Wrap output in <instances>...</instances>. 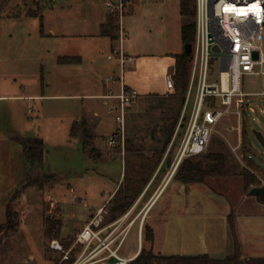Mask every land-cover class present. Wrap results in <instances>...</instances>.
<instances>
[{
	"label": "rangeland",
	"instance_id": "obj_1",
	"mask_svg": "<svg viewBox=\"0 0 264 264\" xmlns=\"http://www.w3.org/2000/svg\"><path fill=\"white\" fill-rule=\"evenodd\" d=\"M140 1L129 0L127 13L131 8H135ZM13 2L14 0H0V14L3 15L4 11L10 9ZM44 2L46 0H35L33 3L26 2L25 5L29 8H37L36 4H38V7L42 9ZM164 9L165 19L164 21L160 19L158 23L160 29H156L148 18L146 21L144 20L148 27L147 34L133 32L132 36L130 35V39L134 40L142 51L146 50L154 55H162L174 52L181 42V25L179 23L183 22L182 25H184L192 18L183 17L178 12L177 3L174 0H169ZM137 16H139V20L142 18L140 14ZM193 19L195 20V16ZM34 21L37 25L32 24L31 21L0 17V96L41 93L40 88H44L48 95L53 93L85 95L104 89L106 77L109 75L106 68L92 70L89 65L73 69L59 66L56 41L51 37H41L40 21L38 22L37 19ZM166 24H168L167 28ZM115 32L117 35V30ZM126 39L125 30V41ZM101 60L106 63L105 56L101 57ZM211 81L218 80L210 79ZM86 83L96 85V88L93 85H86ZM245 85L246 91L260 90L262 79L255 76L247 77ZM94 89L95 91H93ZM194 94L195 90L191 104ZM179 101L180 97L176 93L139 97L128 112V116L133 114L127 117L125 136L127 150L134 148L141 150V148L152 146L159 148L167 145L169 147ZM95 110L100 114L98 121L103 123L102 127L88 131V135L83 139L72 138L70 133L74 121L82 119L83 116L86 117L88 123L92 120L96 121L94 119ZM243 121L239 128L236 114L229 113L221 123L218 133L214 136L206 152L198 157L188 159L195 162H206L205 158L208 155L225 154L230 172L224 176L207 177L204 188L206 191H215L220 195L221 200L227 198L230 202L241 199L242 194L239 191L242 190V186L245 193L249 195L251 189L254 188L246 190L240 175L244 168L249 167L243 158L245 124L252 143L254 160L260 162L262 167V173H257V177L261 186H264V147L252 132L253 128L263 130L264 118L261 119V125L253 122L248 116L245 120L243 118ZM116 129L114 114L102 105L101 100H91L83 96L41 98L30 101L14 100L9 97L0 98V224L6 222L8 202L19 214L18 226H25L37 238V241L43 234L45 216L62 220L63 225L59 236L62 241L72 238L90 217L89 214L91 212L95 214L100 207L107 206L104 223L113 221L116 218L114 210L117 211L122 206L120 203L117 207L115 200L109 204L107 198L116 187L121 172L123 171L121 180V184H123L120 187L123 190L138 192L145 183L144 178L148 171L152 168L149 163H140L136 170L139 173V180L136 185L132 184V164L128 163L123 168L121 151L107 144L108 137L115 133ZM240 135H242V144L235 151ZM28 137H36L44 141L43 169L33 170L31 174L34 177L41 176L43 181L41 186L28 187L13 198V195L26 182L24 146L20 140ZM177 147L178 140L175 141L170 151L171 160L174 159ZM259 159L262 160L259 161ZM182 167L183 163L180 165V169ZM182 171L183 169L179 170V172ZM168 185L169 183L150 208L152 211L148 222L151 221L152 216L158 217L159 214H163V208L169 203V196L178 191V177ZM179 191L186 194L183 189ZM188 192L189 198L180 199L176 196L175 200H180L173 202V205L178 207L179 203L187 204L186 209L194 211L199 209V203H206L202 195L198 197L199 203L191 197L203 193L198 188L192 191L189 187ZM193 203H197L196 209L192 207ZM52 204L53 206H51ZM175 207L173 208L176 210ZM237 211V209L232 211L234 217ZM258 214L259 212L252 213V215H256L253 216L256 217L253 226L261 231L260 235L263 236L264 216ZM174 220L176 219L171 217L169 219L167 216L160 217L158 241L153 249L155 254L165 255L158 253L159 250L164 253L168 250H184L186 249L184 244H191L190 241L196 240V237L191 238L189 233L178 232L179 230L173 224ZM137 228L136 224L124 244L122 253L128 254L137 249ZM146 230L145 227L143 248L150 250L153 246L146 241ZM27 235L26 233L13 232L3 233L0 236V264H38L40 262L57 264L60 256L50 250L49 240L45 239L41 242L38 252L32 245L28 247L27 242L24 241ZM242 260L247 261L246 258H242Z\"/></svg>",
	"mask_w": 264,
	"mask_h": 264
},
{
	"label": "crops",
	"instance_id": "obj_2",
	"mask_svg": "<svg viewBox=\"0 0 264 264\" xmlns=\"http://www.w3.org/2000/svg\"><path fill=\"white\" fill-rule=\"evenodd\" d=\"M34 1L35 0H14L10 6V9L4 11L3 15L0 14V17L10 20L31 21L32 24H36V21L34 20L37 19L39 22V18L27 16L26 11L29 7H26L25 5L26 2L33 3ZM174 1L177 3V10L180 13V0ZM106 2L107 0H46L42 7L45 35H41V37H51L56 41L58 46L57 54H59L57 60L61 56L81 58L80 64L60 65L57 61L59 66L73 69L82 68L86 67V65H89L92 70L106 68L109 75L106 77V85L104 86V89L100 90L99 92L95 91L94 89L93 91L95 92L87 93L85 95H59L56 93L48 95L45 93L44 88H40L41 93H24L23 95L16 94L10 96L2 95L0 98L9 97L14 100L18 99L30 101L41 98H77L83 96L91 100H101L102 105L107 107L109 110V105L114 103L115 100L107 99L106 96L110 90H112L114 94H118L120 85L119 83H111L107 81L110 76L119 75V66L115 60L108 58L111 51L118 45V36L116 35V32L110 23L109 14L105 6ZM168 3L169 0H141L138 5H134L135 8H131L130 12L127 13L124 18V27L127 35V39L123 44L124 50L127 54L134 57L132 67L129 68L125 73V85L137 89L140 93V97L149 95L162 96L164 94H168L166 90L165 75L167 72H172L176 62L175 55L183 52L184 44L182 40L174 52H168L162 55H154L149 53L150 51H142L134 42V40L130 39V35L132 36L133 32L147 34L148 27H146L145 21L148 18L153 26L156 27V29H160L158 23L160 22V19L164 21V8ZM15 11H19L21 15L19 17L11 16V14H13ZM138 14H140L142 17L140 20L138 19ZM179 24L181 25L180 28L182 30L183 22ZM167 27L168 24H166V28ZM104 56L106 58V63L101 60V57ZM87 84L93 85L86 83V85ZM94 87L96 88V85ZM132 114L133 113L130 115ZM98 118H100V114L95 110L94 119L96 121L93 122L92 120L90 123H88L85 116H83L80 120L74 121V123H77V127L74 131L76 136L71 137L75 139H83L88 135V131H92L96 127H102L103 123H100ZM29 138L31 137L26 139ZM172 148L170 146L168 147L167 145L159 148H155L153 146L145 147L141 148V150L138 148L127 150L128 148L125 145L124 147H115L116 150L118 149L121 151V164L123 168L126 167L128 163H131L133 166V185H136V182L139 180V173L136 170H138L137 168L139 167L140 163H149L152 165V168H150L151 170L148 171L147 176L144 178V187L142 186L138 192H135L134 190H123L122 187H120L123 184H121L123 171L121 172L119 181L116 183L114 190L109 194L107 201H109V204H111V202L117 199L116 195L118 191H121L124 195L131 196L133 202L125 211H119L121 208H118L117 211L113 209L116 213V218L114 220L132 209V214L134 216H138L135 225L137 224L138 227L140 222H142L144 228L150 227L153 230V249H155L158 241V222L160 217L167 216L169 219L170 217L174 218L176 220L173 221V224L179 230L177 231L180 233H189L191 234V238L196 237V240L190 241L191 244H184L186 246V249L184 250H168L166 253L159 250L157 251L158 253L165 255L206 254L213 258L225 259L226 257L233 255L235 251V241L231 231L229 217L231 215L233 216L232 211L237 209V214L235 217L233 216V219L236 224V233L241 245L243 258H264V234L261 236V231L255 229L253 226L255 223L254 221L256 220V217L253 216L256 215H252L254 212H259L258 215L263 217L264 204L259 202L256 196L252 195L251 193L250 195L245 193L243 186L242 190L239 191L242 194L241 199L230 202L227 198L221 200L220 195H218V193L213 190L206 191L204 188V185L206 186L205 181L194 183H186L182 181L178 174L180 165L183 162L179 165H177L175 162L177 149L175 150L174 159L171 160L169 155ZM191 158L193 157L188 159ZM176 177H178L179 183V185H177V193L175 192L169 196V203H167L165 208H163V214H159L158 217L156 215L152 216L151 221L148 222L150 212L152 211L150 208L158 199L166 185L168 183L170 185ZM189 187L192 191L195 190V188H198L203 192L205 189V192L198 193L199 195L196 194L194 195L195 197L191 196L195 199V201H197L198 197L201 195L203 196L204 200H206V203H199V200L197 201L199 203L198 210L188 211L186 209L187 204L182 205L179 203L178 207L173 205V202H176L177 200L179 201L183 198H189ZM182 189L186 194H183L181 191H179ZM176 196L180 199L175 200ZM196 206L197 203H193L192 207H195L196 209ZM106 207L105 210H107ZM173 207L177 209L175 210ZM92 214H94V212H91L89 216ZM15 232L28 234L24 238V241L27 242L28 247L32 245L35 250H38V252L41 242L46 239L45 230H43V234H41L39 241H37V238L34 237L25 226H17ZM44 263L45 262H40L38 264Z\"/></svg>",
	"mask_w": 264,
	"mask_h": 264
},
{
	"label": "built area",
	"instance_id": "obj_3",
	"mask_svg": "<svg viewBox=\"0 0 264 264\" xmlns=\"http://www.w3.org/2000/svg\"><path fill=\"white\" fill-rule=\"evenodd\" d=\"M128 2L105 3L118 33V45L108 57L118 63L119 75L107 81L120 85L118 94L110 90L106 96L115 100L109 105L117 124L116 132L107 139L112 148L124 147L128 112L140 97L139 91L126 86L124 80L134 61L123 45ZM194 4L196 37L189 88L170 143L172 148L178 140L177 165L204 154L229 113L236 114L239 128L247 116L260 125L264 118V0H194ZM251 76L262 79L260 90H245V79ZM165 83L167 93H175L174 72L166 73ZM262 129L256 130L264 136ZM241 144L242 135L235 151ZM104 213L105 207H100L72 238L49 241L50 250L60 256L57 264H132L143 247V223L137 228V249L124 254L122 249L138 216H132L131 209L117 220L104 223Z\"/></svg>",
	"mask_w": 264,
	"mask_h": 264
},
{
	"label": "trees",
	"instance_id": "obj_4",
	"mask_svg": "<svg viewBox=\"0 0 264 264\" xmlns=\"http://www.w3.org/2000/svg\"><path fill=\"white\" fill-rule=\"evenodd\" d=\"M37 8H28L26 11L27 16L39 18L40 20V32L41 35H45L44 31V19L42 16V9ZM180 13L183 17H191L190 21H186L182 26L181 34L183 44H194L196 37V25L195 20V4L194 0H180ZM21 13L15 11L11 16L19 17ZM109 20L113 29L117 30L116 22L109 16ZM193 54L188 55L183 51L180 54L175 55V65L172 72H174V81H175V93L180 97L179 109L176 117L174 127L172 128V134L174 133L176 126L178 124L182 107L185 101V97L189 88L190 82V66L192 63ZM58 63L60 65L68 64H80V57H68L61 56L58 58ZM77 127V123H74L72 126L71 136L75 137L74 131ZM171 134V136H172ZM243 158L244 161L248 164L249 167L244 168L240 175L243 177L244 187L248 190L251 187L261 186L260 180L257 177V173H262V167L260 162L254 160V155L252 154V143L249 138L248 130L246 124L244 125L243 130ZM20 142L24 146V167H25V177L26 182L14 195L17 197L25 189L31 186H41L43 181L41 176L34 177L32 176L33 170H42L44 165V151L45 145L42 139L40 138H29L22 139ZM206 162H195L186 159L183 162L182 172H179V176L182 181L186 183L194 182H204L207 177H216L227 175L230 170L227 164V157L223 153L211 154L206 156ZM262 159H259V161ZM180 169V170H181ZM122 192L118 191L116 197L118 199L121 196ZM123 196V197H122ZM120 199H116L117 206L121 203L122 210L125 211L132 204L133 199L129 195H122ZM259 202L264 204V195H255ZM123 203V204H122ZM19 214L12 208L11 203L8 202L6 206V222L0 224V236L4 234L13 233L16 231V227L19 225ZM229 223L231 231L235 241V251L231 256L226 257L225 259L213 258L209 255H159L153 252V247L150 250L143 248L139 256L132 262V264H264V258L256 259H247V261L242 260V250L241 245L238 240L236 233V224L231 215L229 217ZM63 225L61 219L52 218L45 216L44 218V230L45 238L47 240L59 239L60 230ZM147 235L146 241L150 242L153 246L154 242V232L150 227H146Z\"/></svg>",
	"mask_w": 264,
	"mask_h": 264
},
{
	"label": "water",
	"instance_id": "obj_5",
	"mask_svg": "<svg viewBox=\"0 0 264 264\" xmlns=\"http://www.w3.org/2000/svg\"><path fill=\"white\" fill-rule=\"evenodd\" d=\"M184 51L186 54L191 55L193 54V44H186L184 45ZM257 53H255V57H257ZM253 135L257 138V140L260 142V144L264 147V136L263 134L256 130H252ZM250 193L252 195H264V186L254 187L251 189Z\"/></svg>",
	"mask_w": 264,
	"mask_h": 264
},
{
	"label": "bare ground",
	"instance_id": "obj_6",
	"mask_svg": "<svg viewBox=\"0 0 264 264\" xmlns=\"http://www.w3.org/2000/svg\"><path fill=\"white\" fill-rule=\"evenodd\" d=\"M226 76H227V74L225 73V74H224V77L226 78ZM225 86H226V84H225Z\"/></svg>",
	"mask_w": 264,
	"mask_h": 264
}]
</instances>
